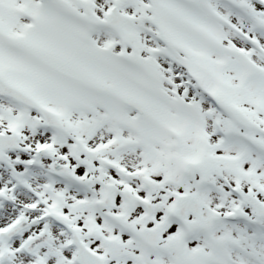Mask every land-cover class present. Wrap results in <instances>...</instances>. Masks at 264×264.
I'll return each instance as SVG.
<instances>
[{"label": "snow or ice", "instance_id": "1", "mask_svg": "<svg viewBox=\"0 0 264 264\" xmlns=\"http://www.w3.org/2000/svg\"><path fill=\"white\" fill-rule=\"evenodd\" d=\"M0 264H264V0H0Z\"/></svg>", "mask_w": 264, "mask_h": 264}]
</instances>
